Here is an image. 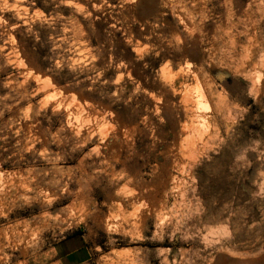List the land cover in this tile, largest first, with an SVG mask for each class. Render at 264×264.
Wrapping results in <instances>:
<instances>
[{
    "label": "rangeland",
    "instance_id": "374dc122",
    "mask_svg": "<svg viewBox=\"0 0 264 264\" xmlns=\"http://www.w3.org/2000/svg\"><path fill=\"white\" fill-rule=\"evenodd\" d=\"M72 236L264 264V0H0V264Z\"/></svg>",
    "mask_w": 264,
    "mask_h": 264
},
{
    "label": "crops",
    "instance_id": "0c3cea01",
    "mask_svg": "<svg viewBox=\"0 0 264 264\" xmlns=\"http://www.w3.org/2000/svg\"><path fill=\"white\" fill-rule=\"evenodd\" d=\"M61 258L72 264H84L88 259L87 248L79 236L63 240L58 246Z\"/></svg>",
    "mask_w": 264,
    "mask_h": 264
},
{
    "label": "bare ground",
    "instance_id": "6f19581e",
    "mask_svg": "<svg viewBox=\"0 0 264 264\" xmlns=\"http://www.w3.org/2000/svg\"><path fill=\"white\" fill-rule=\"evenodd\" d=\"M171 5H173V3H171ZM173 8V7H172ZM180 18V17H179ZM187 26V25H186ZM258 78V77H257ZM199 91H200V93L201 94H203V92L201 91V89H199ZM203 96V95H202ZM197 104L199 105V106H201L202 105V101H197ZM200 109V108H199ZM204 109H207V107L206 108H204ZM199 112H202V110L201 111H199ZM208 112V111H207ZM203 114V113H202ZM208 116H211V115H209L208 114ZM201 118H203V117H201ZM207 119V118H206ZM212 119V118H211ZM211 119H210V121H211ZM208 120V119H207ZM206 120V121H207ZM108 121V120H107ZM209 121V122H210ZM109 122V121H108ZM105 124V123H104ZM233 125V124H232ZM231 126V125H230ZM230 126H229V124L226 126V131L228 132L229 131V129H230ZM201 137V136H200ZM94 138V137H93ZM97 138H95V140H96ZM105 139V138H104ZM93 140V139H92ZM202 141V140H201ZM201 148V147H200ZM125 167V166H124ZM128 168V167H127ZM128 170V169H127ZM140 184V183H139ZM144 184V183H143ZM161 186H162V183H161ZM164 186V185H163ZM165 187V186H164ZM140 189V188H139ZM149 189V188H148ZM152 190V189H151ZM155 190V189H154ZM166 190V189H165ZM140 191H142V189L140 190ZM142 193V192H141ZM156 193H157V191H156ZM156 196V195H155Z\"/></svg>",
    "mask_w": 264,
    "mask_h": 264
}]
</instances>
